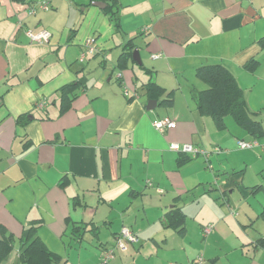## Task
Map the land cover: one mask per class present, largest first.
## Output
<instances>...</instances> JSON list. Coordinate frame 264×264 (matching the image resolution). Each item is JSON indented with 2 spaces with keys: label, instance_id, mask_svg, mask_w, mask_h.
Returning <instances> with one entry per match:
<instances>
[{
  "label": "crops",
  "instance_id": "obj_1",
  "mask_svg": "<svg viewBox=\"0 0 264 264\" xmlns=\"http://www.w3.org/2000/svg\"><path fill=\"white\" fill-rule=\"evenodd\" d=\"M37 1L0 0V226L17 252L34 225L59 257L53 264H100L127 226L136 240L105 264H264V0H115L118 27L105 10L110 0H53L29 14ZM27 29L51 36L34 42ZM89 36L99 51L80 61ZM213 63L242 88L260 138L229 115L218 127L197 108L192 92L206 84L196 69ZM77 79L84 85L61 111L59 89ZM149 81L162 92L150 95ZM162 117L175 126L155 129ZM246 136L253 151L227 150ZM172 142L209 151L227 209L206 194L215 186L205 160L170 150Z\"/></svg>",
  "mask_w": 264,
  "mask_h": 264
},
{
  "label": "trees",
  "instance_id": "obj_2",
  "mask_svg": "<svg viewBox=\"0 0 264 264\" xmlns=\"http://www.w3.org/2000/svg\"><path fill=\"white\" fill-rule=\"evenodd\" d=\"M42 1H37L35 4L29 5L28 9L35 8L37 11V9H39V3ZM52 1L53 0L50 1V5ZM91 1L92 0H90L89 3H91ZM110 1L111 2H107L105 10L108 12L115 27H118L117 9L114 8L117 4L115 5L113 3L115 0ZM257 43L260 49L264 50V36L260 37ZM133 47L134 45H132L131 42L124 45L125 50L122 51L119 56L120 65L124 64V59L126 57L131 56ZM257 63V60L252 58L244 64V67L252 71L256 68ZM195 75L206 84L203 90L192 92V98L200 112L211 116L218 127H224L223 118L229 115L254 139L262 136L263 127L261 121L252 116L254 112L249 110L242 88H240L235 77L227 67L221 63L206 64L199 66L196 69ZM84 82L85 80L77 79L63 85L59 89L62 105L61 111L69 108L72 98L78 94L79 88H82ZM146 87L150 95H158L162 92V88L153 81H149ZM170 94L169 92V95ZM172 213H174V217L175 215L178 216L177 221L182 218V213L180 214L175 210H172ZM262 216H264V211ZM179 224L181 225V223ZM35 228L36 226L33 225L27 230L26 236L23 237L21 248L17 252V258L15 262L11 264H53L58 261V255L50 251L39 237L35 235ZM0 230L2 232V238H0V264H2L12 250L15 239L13 235L6 232L4 227L0 226Z\"/></svg>",
  "mask_w": 264,
  "mask_h": 264
},
{
  "label": "built area",
  "instance_id": "obj_3",
  "mask_svg": "<svg viewBox=\"0 0 264 264\" xmlns=\"http://www.w3.org/2000/svg\"><path fill=\"white\" fill-rule=\"evenodd\" d=\"M50 1L51 0H46L42 1L39 3L38 8L39 9H48L50 7ZM36 12L35 8H29L28 13L29 14H34ZM144 30H146L144 28ZM26 36L34 42H46L49 40L51 33L49 30H41L38 32H32L31 30H25ZM82 53L79 55V60L84 61L85 56L92 55L96 52L99 51L98 46L96 45V41L94 37L89 36L85 38L83 44H82ZM159 55L158 54H152L151 57L156 59ZM121 72H119L116 76L117 79H120L121 83V89L124 93V95H128V88L124 84L123 81H121ZM152 125L155 129L159 131H164L167 128H171L175 126V121L169 117H162V118H157L152 121ZM237 143L240 148H252L254 146H257V142L254 140H243V139H238ZM169 149L172 151H175L177 153L185 154L187 156H199L202 155L205 159L208 158L209 156V151L194 146L193 144L190 143H179V142H172L169 144ZM219 148H215V150H218ZM212 228L211 224H208L203 228V232H209ZM136 240V235L133 233V231L127 227V226H122L121 229L119 230L118 234L115 237V242L114 245L108 247L105 249L101 256V261L100 264H105L109 260L113 259L115 250H120V251H126L127 250V244L128 243H133Z\"/></svg>",
  "mask_w": 264,
  "mask_h": 264
},
{
  "label": "rangeland",
  "instance_id": "obj_4",
  "mask_svg": "<svg viewBox=\"0 0 264 264\" xmlns=\"http://www.w3.org/2000/svg\"><path fill=\"white\" fill-rule=\"evenodd\" d=\"M96 45L98 46V44L96 43ZM98 48H99V46H98ZM91 56H93V55H88L87 57H91ZM93 57H91V59H92ZM199 82L201 83V85H203V86H205L204 85V83L203 82H201L200 80H199ZM227 121H228V123H229V125H228V128H230L231 126H230V124L231 125H234V127H236L237 129H239L240 131H242V133H243V130L242 129H240L238 126H236L235 124H234V122H233V120H232V118L231 117H227ZM235 136H238V135H235ZM238 139H243V140H249L250 139V137H248V136H246V137H238V138H235V142H233L232 143V146L231 147H228V151L229 152H231V151H246V150H249V151H253V149H248V148H240L239 147V145H238V143H237V140ZM204 149V148H203ZM205 150H207V149H205ZM223 150H225V149H222V148H220L219 147V151L220 152H223ZM218 150H213V152L215 153H217V152H219ZM219 152V153H220ZM245 155V154H244ZM201 158H202V160L204 159L205 160V158L202 156V155H199ZM242 157H244V156H242ZM245 159H247L248 161H249V159L247 158V157H244ZM215 159H218V156L216 157L215 156ZM220 162V161H219ZM204 163L206 164V167H205V171H207V172H209V173H211V175H212V185H214L215 186V188H213V190H211V189H208V187H207V191H206V194H208V195H210L209 196V198L213 201V202H217L218 203V205L219 204H223V199H222V197L220 196L221 195V192H220V190H219V187L221 186V182L219 181V180H217L216 178H215V174H217L218 173V176H219V178H220V174H219V170H217V169H215V167H214V164L212 163V161H204ZM251 163H249V165L247 166V172H246V179L247 180H250V181H252L253 180V178L250 176V174L251 173H253V171H252V169H260L259 167H258V163L256 162V163H254L253 165H250ZM218 181V182H217ZM223 206L227 209V206H226V204H223ZM230 212L232 213V212H235V210L234 209H231L230 210ZM233 214V213H232ZM201 232H203V231H201ZM138 241V240H137ZM137 241L135 242V243H137ZM114 242H115V239H114ZM113 243V242H112ZM111 243V244H112ZM114 245V244H113ZM131 244H127V247L128 246H130ZM17 245H15V247H13L12 248V250L10 251V253L8 254V256H10V257H14L15 256V254L17 253V247H16ZM7 256V257H8ZM100 261V260H99ZM98 261V262H99Z\"/></svg>",
  "mask_w": 264,
  "mask_h": 264
},
{
  "label": "water",
  "instance_id": "obj_5",
  "mask_svg": "<svg viewBox=\"0 0 264 264\" xmlns=\"http://www.w3.org/2000/svg\"><path fill=\"white\" fill-rule=\"evenodd\" d=\"M93 5H96V6L101 7V8L104 6L103 3H101L100 1H94V2H93ZM132 57H133V59L136 60L138 63L141 62V61H140V55H139V53H138V49H135V50L133 51Z\"/></svg>",
  "mask_w": 264,
  "mask_h": 264
}]
</instances>
